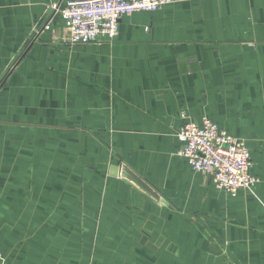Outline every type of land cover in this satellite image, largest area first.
I'll return each instance as SVG.
<instances>
[{"label":"crops","instance_id":"1","mask_svg":"<svg viewBox=\"0 0 264 264\" xmlns=\"http://www.w3.org/2000/svg\"><path fill=\"white\" fill-rule=\"evenodd\" d=\"M65 1L0 0L5 264H264V0H177L88 44ZM204 116L247 141L252 192L177 154Z\"/></svg>","mask_w":264,"mask_h":264},{"label":"built area","instance_id":"2","mask_svg":"<svg viewBox=\"0 0 264 264\" xmlns=\"http://www.w3.org/2000/svg\"><path fill=\"white\" fill-rule=\"evenodd\" d=\"M176 1L67 0L59 13L68 29L70 44L112 42L118 35L119 21L123 16L136 11L153 12ZM49 28V22L40 28L36 25L29 43ZM177 137L182 144L177 154L185 158L193 170L211 174L216 188L236 196L241 190L252 192L259 182L252 171L253 161L247 141L229 134L209 117L204 116L200 122L187 120ZM0 264H5L1 251Z\"/></svg>","mask_w":264,"mask_h":264},{"label":"water","instance_id":"3","mask_svg":"<svg viewBox=\"0 0 264 264\" xmlns=\"http://www.w3.org/2000/svg\"><path fill=\"white\" fill-rule=\"evenodd\" d=\"M64 4L61 6V9H63ZM54 10L52 8L49 9V13H52ZM124 176V173L122 174Z\"/></svg>","mask_w":264,"mask_h":264}]
</instances>
